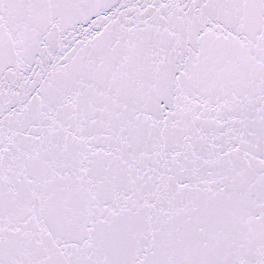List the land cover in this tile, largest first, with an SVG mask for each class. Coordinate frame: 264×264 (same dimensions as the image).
I'll use <instances>...</instances> for the list:
<instances>
[{"label":"snow or ice","instance_id":"snow-or-ice-1","mask_svg":"<svg viewBox=\"0 0 264 264\" xmlns=\"http://www.w3.org/2000/svg\"><path fill=\"white\" fill-rule=\"evenodd\" d=\"M0 264H264V0H0Z\"/></svg>","mask_w":264,"mask_h":264}]
</instances>
